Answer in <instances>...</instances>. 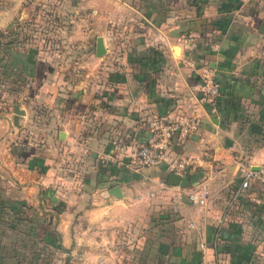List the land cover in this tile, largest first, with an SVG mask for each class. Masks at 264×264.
I'll return each instance as SVG.
<instances>
[{"label":"crops","instance_id":"obj_1","mask_svg":"<svg viewBox=\"0 0 264 264\" xmlns=\"http://www.w3.org/2000/svg\"><path fill=\"white\" fill-rule=\"evenodd\" d=\"M105 1L113 6L102 11V0H83L72 30L86 35L102 16L122 19L125 7ZM22 2L0 0V27L22 17ZM119 2L127 3L122 69L94 60L102 70L90 85L50 69L38 76L34 50L9 51L5 68L26 75L21 85L0 81V264H18L21 228L36 227L81 264L112 258L117 241L130 244L127 264H264V194L256 182L238 188L245 167L264 163V0ZM204 74L218 85L213 110L200 100ZM187 117L197 125L164 162L136 163L132 152L154 137L153 121ZM177 160L186 182L171 186ZM115 185L120 197L109 192ZM199 188L205 201L193 205L186 193Z\"/></svg>","mask_w":264,"mask_h":264},{"label":"rangeland","instance_id":"obj_2","mask_svg":"<svg viewBox=\"0 0 264 264\" xmlns=\"http://www.w3.org/2000/svg\"><path fill=\"white\" fill-rule=\"evenodd\" d=\"M82 1L25 0V2H22L26 10L22 17L14 18L5 26L0 27V63L3 64L2 67L0 65V81L4 80V82L10 83L9 78L11 79L12 76L19 82V85L25 81L24 75L26 74L24 72L19 71L16 75L5 68L7 64L11 65V53L9 51L14 49L17 51L26 48L34 50L38 65L37 75L46 74L50 69L62 78L65 83L74 84L79 80H83L90 85L91 80L102 70L100 65L95 63L94 60H108L109 62L105 64L106 67L113 70L122 69L123 65L120 61L124 58L125 50L122 48L125 38L121 30L124 27V24H122L124 23L123 20L126 19L125 21H127V17L124 18L127 15V3H118V0L116 1L118 10L122 11L124 7L126 10V13L121 12L122 19L118 18L119 14L116 15L114 13L112 20L106 19L105 21L104 16H102L96 21L95 26L91 27L90 31L87 30L88 33L86 35H83L77 30H72V26L75 25V22L77 23L79 13L82 10L80 7ZM108 3L102 0L98 8L103 11L109 7V4L111 5V3ZM82 11L86 10L83 9ZM82 23V26L88 27L91 22L90 19L85 21L84 18ZM98 33L105 38L108 51L102 56L94 57V39ZM5 73H7V78L4 77ZM8 86L10 85L8 84ZM14 90L16 91L17 89ZM16 100L25 108L29 106L42 109L40 104H27L28 100L26 98ZM0 106H4L1 100ZM0 116H3V114H0ZM34 232L36 234H31L28 229L21 228L18 264H65L64 254L61 252L58 243L55 242L56 239L53 240L52 244L42 242L43 227L34 228ZM134 241L133 243L135 244ZM111 244L110 251L115 250L112 258L100 261L88 260L87 264H127L126 251L127 246L130 244L125 241L112 242ZM136 255L134 254L133 257ZM133 261L137 262V259ZM3 262L6 264L8 261L3 260ZM67 264H81V260L69 258Z\"/></svg>","mask_w":264,"mask_h":264},{"label":"built area","instance_id":"obj_3","mask_svg":"<svg viewBox=\"0 0 264 264\" xmlns=\"http://www.w3.org/2000/svg\"><path fill=\"white\" fill-rule=\"evenodd\" d=\"M200 100L213 110L214 102L218 96V85L211 74H204L200 78ZM197 125L194 117L178 118L174 121L155 120L152 124V131L154 137L145 144L139 145L132 152V158L141 167L158 166L166 160L173 150L174 140L183 141L184 137L189 134ZM101 159L106 160L114 165L119 161L112 155L104 153L100 156ZM185 166L183 160L175 161L170 167V172L180 173ZM251 182H256L260 190L264 194V163L260 164L257 169L249 168L248 166L242 170L238 188L246 189ZM162 185V182L160 183ZM151 195V194H150ZM188 201L193 205H202L205 201L206 191L204 188L188 190L186 193ZM220 219H217L219 224ZM192 224L189 223V226ZM217 229V225H216ZM216 236V232L214 233ZM202 249V245H200ZM198 264H205L199 262Z\"/></svg>","mask_w":264,"mask_h":264},{"label":"water","instance_id":"obj_4","mask_svg":"<svg viewBox=\"0 0 264 264\" xmlns=\"http://www.w3.org/2000/svg\"><path fill=\"white\" fill-rule=\"evenodd\" d=\"M104 53H105V48H104V45H103L102 37L101 36H96L95 37V42H94L93 54H94V56H102V55H104ZM12 114L13 115H12V118H11V123L14 126H18L17 117L19 115L23 114V110L21 108H19L17 104H14L12 106ZM62 134L63 133L60 132L59 133V137H61ZM166 182H167L168 185H171V186H178V185L182 186V185H184L186 180L180 174L171 172V173L168 174V176L166 178ZM109 192L112 195L116 196V197H120V192H119V188H118L117 185L112 186L109 189ZM67 260H68V255L65 256V264H67Z\"/></svg>","mask_w":264,"mask_h":264},{"label":"trees","instance_id":"obj_5","mask_svg":"<svg viewBox=\"0 0 264 264\" xmlns=\"http://www.w3.org/2000/svg\"><path fill=\"white\" fill-rule=\"evenodd\" d=\"M105 166H108V165L105 164ZM119 167H120L119 169H123V167H121V166H119ZM209 229L212 231V233L217 231L216 227H210ZM138 262H139V258H138Z\"/></svg>","mask_w":264,"mask_h":264}]
</instances>
